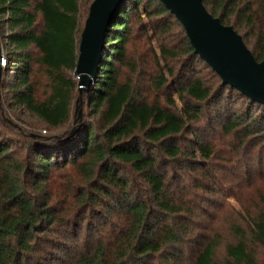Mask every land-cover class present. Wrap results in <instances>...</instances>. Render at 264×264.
I'll list each match as a JSON object with an SVG mask.
<instances>
[{
	"label": "trees",
	"instance_id": "1",
	"mask_svg": "<svg viewBox=\"0 0 264 264\" xmlns=\"http://www.w3.org/2000/svg\"><path fill=\"white\" fill-rule=\"evenodd\" d=\"M92 1L0 0V264H264V104L123 0L77 126ZM202 2L264 59V0Z\"/></svg>",
	"mask_w": 264,
	"mask_h": 264
},
{
	"label": "water",
	"instance_id": "2",
	"mask_svg": "<svg viewBox=\"0 0 264 264\" xmlns=\"http://www.w3.org/2000/svg\"><path fill=\"white\" fill-rule=\"evenodd\" d=\"M122 1L93 0L90 3L73 71L79 91L74 111L77 126L83 116L81 93L93 82L104 48L106 29ZM160 1L180 21L194 52L212 67L223 83L264 104V59H254L234 27L222 23L207 11L202 0ZM4 63L0 44V78ZM77 126L71 128L69 135L76 132Z\"/></svg>",
	"mask_w": 264,
	"mask_h": 264
},
{
	"label": "rangeland",
	"instance_id": "3",
	"mask_svg": "<svg viewBox=\"0 0 264 264\" xmlns=\"http://www.w3.org/2000/svg\"><path fill=\"white\" fill-rule=\"evenodd\" d=\"M1 51H2V53H3V55H4V58H5V53H6V50L4 49V47H1ZM4 65H5V63H4ZM3 65V66H4ZM73 74V76L76 78V75L74 74V73H72ZM77 79V78H76ZM173 95H174V97H175V99H176V103L179 105V101H178V99H177V97H176V95L173 93ZM209 168H210V166H209ZM211 169V168H210ZM211 171H212V169H211ZM212 173H213V171H212ZM214 174V173H213ZM229 200L233 203V204H235V206H236V203H235V201L232 199V198H229Z\"/></svg>",
	"mask_w": 264,
	"mask_h": 264
}]
</instances>
